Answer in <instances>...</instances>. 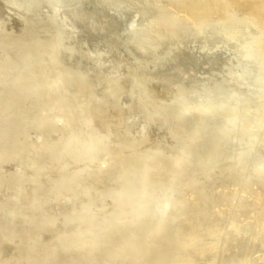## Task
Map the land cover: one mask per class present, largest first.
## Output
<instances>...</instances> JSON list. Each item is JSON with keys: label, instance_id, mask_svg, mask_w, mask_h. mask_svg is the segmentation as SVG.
<instances>
[{"label": "rangeland", "instance_id": "rangeland-1", "mask_svg": "<svg viewBox=\"0 0 264 264\" xmlns=\"http://www.w3.org/2000/svg\"><path fill=\"white\" fill-rule=\"evenodd\" d=\"M58 1L0 0V264H264V72L226 84L242 50L264 70L258 13L65 0L79 19L101 16L82 30L55 16ZM102 32L119 48L112 75L90 56ZM204 50L226 59L199 66L206 115L191 112L203 94L147 85Z\"/></svg>", "mask_w": 264, "mask_h": 264}, {"label": "bare ground", "instance_id": "bare-ground-1", "mask_svg": "<svg viewBox=\"0 0 264 264\" xmlns=\"http://www.w3.org/2000/svg\"><path fill=\"white\" fill-rule=\"evenodd\" d=\"M199 2V0H197ZM64 1H58L57 2V6L55 7V11L54 14L56 17H61L62 20L64 22H67L68 24H70L71 26H77L80 27L82 30L83 29H92V27L94 28V26H97L98 23L101 20V16L100 15H96L92 18H88V19H79L78 16L74 13V11H66V5L64 4ZM217 2H221V5H218L217 7H214L212 10L215 12H220L222 10V7H231L232 9H240V8H248L250 13L252 12H257L258 13V17L261 18L260 20H262L264 22V0H209L208 3H205V6H201L200 8H198V10H200L201 8L205 9V12H207V9H210V4L213 3H217ZM244 2V3H243ZM223 5V6H222ZM88 25V27H87ZM92 26V27H91ZM115 26H117L116 28H118L119 30H122L124 32L125 38L129 41H131L132 39V35H131V31L128 30L129 26H127V24H122L119 21V18H117L115 20ZM86 27V28H85ZM92 36H90L89 38H91ZM93 38V37H92ZM96 41L91 45L92 47H90L91 50V58L93 60H102L103 63H101L100 65L95 66V72L96 73H100L102 70V68L104 69V75L108 74V75H112L114 68L117 66V62L119 61L118 59V53H119V48H118V44L116 43V41H113L112 38L110 37L109 34L107 33H103L102 34H98L95 36ZM91 41H93L91 39ZM102 49V50H99ZM109 51H108V50ZM241 50V49H240ZM205 51V50H204ZM248 51L247 50H242L240 52L241 54V59L243 61V64L241 66V68L239 69V71L234 70L235 73L233 72L229 74V77L226 82L227 85H232V86H238V88L241 87V78L244 79L246 81V85L249 81L250 78H263V76L261 74H263L264 70L261 69H257V68H252L250 65V62L248 60H246V58L248 57ZM198 55V54H195ZM194 56V55H193ZM199 58H201L202 60H199ZM248 59V58H247ZM200 62H199V61ZM226 60V59H225ZM224 58L219 55L216 51L213 52H208L205 51L202 53V55L198 56L197 58L195 57L193 60L192 64H186V63H179L177 62L175 65L172 66V68H169L167 70H165L164 72H161V74H154L152 75L153 78H151L149 81L147 80L146 82L149 83L147 85H151L150 83L152 81L158 80L160 82V84L165 85L164 83H169L170 86H168L167 88L171 87L169 90H173L177 88V91H190L191 93H194L197 95V97H199V95H202V100H200L196 105L191 106V112L194 114H203L206 115L209 111L208 107H205V104L207 102V100H205L204 98H206L207 95H209L211 87L210 85L212 84L210 82V80L207 77H202L199 76L197 74V72L199 71V66L203 65V64H209L210 66H214V67H220V65L225 61ZM109 61V63L107 62ZM198 61V62H197ZM233 71V70H232ZM159 72V73H160ZM153 79V80H152ZM256 83V82H255ZM174 87H172V86ZM165 86L164 87H160L157 89H162L163 92L165 90ZM246 88V87H245ZM161 92V94H156V96L154 97V105H155V109L156 111L161 109L163 111H168L167 109L163 108L162 106L165 105L164 102V97H165V93ZM172 92V91H171ZM168 93V92H166ZM208 98V97H207ZM179 111H182V115H184V113L189 112L188 109L185 107L181 108ZM170 117V118H169ZM174 116H171V114H169L164 121L167 122L168 126L171 127L172 129H177L178 127L179 129L181 128V126H183L184 124H180L181 122L179 121L181 118V115L179 116L178 119H175ZM154 118V117H153ZM169 118V119H168ZM143 122L145 123V121L143 120ZM161 122V121H160ZM137 123H141L142 122H137ZM143 123V124H144ZM219 124H222V122H219ZM144 127V126H143ZM184 128H186L185 126H183ZM146 129H142V126L139 127L136 131H134V134H142L145 133ZM183 132V131H182ZM218 132V129H217ZM93 139L90 138V140ZM138 138H136V140H138ZM153 144H155L156 142L152 141ZM87 141L84 142V144H86ZM218 144V142H217ZM187 147L182 148V152L181 154H177L174 158L175 160H173V164H177V163H181V158H184L187 156V152L184 153V151H186ZM227 149H232V148H228V147H223L220 151L221 152H227ZM210 150H207L205 153L203 154H208L210 153ZM189 155V154H188ZM203 156V155H202ZM55 163H52L51 160H48L46 162L45 165H54ZM172 164V165H173ZM145 189V188H144ZM165 207L164 210H166V205H168L167 203L169 202V198L167 196H165ZM154 205V204H153ZM152 205V207H153ZM163 213V211H162ZM162 215L159 217L161 218ZM156 229L158 228V225L155 227Z\"/></svg>", "mask_w": 264, "mask_h": 264}]
</instances>
